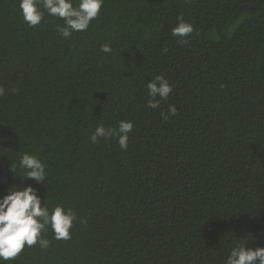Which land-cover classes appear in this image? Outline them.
<instances>
[{
    "label": "trees",
    "instance_id": "obj_1",
    "mask_svg": "<svg viewBox=\"0 0 264 264\" xmlns=\"http://www.w3.org/2000/svg\"><path fill=\"white\" fill-rule=\"evenodd\" d=\"M62 23L29 27L0 0V197L32 185L76 214L70 239L49 229L7 264H225L236 242L264 247V0H104L86 31ZM157 75L172 91L153 109ZM122 120L126 150L91 141ZM25 152L44 185L14 176Z\"/></svg>",
    "mask_w": 264,
    "mask_h": 264
},
{
    "label": "clouds",
    "instance_id": "obj_2",
    "mask_svg": "<svg viewBox=\"0 0 264 264\" xmlns=\"http://www.w3.org/2000/svg\"><path fill=\"white\" fill-rule=\"evenodd\" d=\"M104 5V0H19V10L24 22L29 27H36L44 20L45 15L59 18L62 24L56 25V31L64 38H68L73 32L86 31L91 22L96 19ZM194 31L190 23L184 21L183 16L177 17V24L172 28V35L179 37L180 43H187L185 37ZM101 51L110 54L112 48L109 44L101 46ZM148 95L152 98L148 101L149 108H158L160 100H167L172 87L162 75H157L147 83ZM4 94V88L0 86V95ZM169 114L175 115V105L169 106ZM167 118V117H165ZM133 129L131 121L122 120L118 127L103 124L97 125L90 139L93 143L99 139L117 137L120 148L128 147V134ZM17 168L22 170L18 176L23 184L32 179L38 185L47 182V166L37 156L30 153H22L18 164L12 163L13 174ZM38 189L32 185L17 187L13 185L7 194L0 197V264H7L15 260L25 246L32 247L39 244L41 249L49 247L50 241L43 237L42 233L51 229L57 240L70 239V229L76 219V214L71 209H65L61 205L50 207L42 201L37 194ZM248 244L236 242L231 247L225 264H264V247H247Z\"/></svg>",
    "mask_w": 264,
    "mask_h": 264
}]
</instances>
